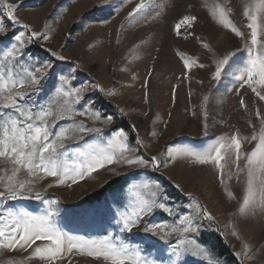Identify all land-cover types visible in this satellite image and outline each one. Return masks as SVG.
I'll use <instances>...</instances> for the list:
<instances>
[{"label":"rangeland","instance_id":"obj_1","mask_svg":"<svg viewBox=\"0 0 264 264\" xmlns=\"http://www.w3.org/2000/svg\"><path fill=\"white\" fill-rule=\"evenodd\" d=\"M4 2L0 0V22L4 24L8 35L0 36V49L14 35L26 32L21 24H15L8 18ZM6 2L18 5L14 15L22 23L29 24L35 31H47L49 36L48 40L36 39L26 45L25 60L22 61L25 66L30 63L39 67L38 62L48 61L53 64V68L43 81L41 91L23 102L25 107L46 103L48 93L59 86V76L71 75L75 86L94 82L105 90L100 92L89 88L87 99L94 101V107L105 116L114 118L112 125L104 126L83 116L76 117V120H83L90 126L104 127L102 135L105 138L123 129L133 147L136 146L137 137L140 138L146 147L140 148L139 152L149 158L158 153H166L167 149L174 152L201 150L215 137L223 135L230 140L233 134H238L242 142L239 163L241 168L245 167L246 154L257 143L251 137L253 134H261L264 119V101L259 100L250 89H241L239 94L235 90L239 85L235 83L234 75H238L236 69L240 67L239 62L246 61L245 48L250 45L249 30L246 28L248 21L242 15L243 4L249 0H146L151 5L150 12L147 16L135 19H128L127 14L139 0ZM217 6L232 9L228 18L245 34L243 39L213 19V11L219 14ZM156 12L161 15L153 19ZM183 15L196 16L197 21L192 27L182 26L181 35L177 36L174 25ZM204 44L210 45L215 56ZM52 52L65 59L59 60L52 56ZM227 52L237 53L230 61L232 67L221 81L212 80L211 73L215 70L216 59ZM182 56L190 57L207 67L192 68L187 73L188 78H185ZM3 62L4 58L0 54V64ZM228 88H233V91L229 92ZM145 92L148 93L147 102ZM241 95L247 105L246 109L240 106ZM2 103L3 99L0 98ZM257 110L261 118H257ZM123 120L130 124L131 130L124 127ZM71 126V121H61L54 131H58L59 127ZM153 132L157 135L153 136ZM68 143L73 144L68 148V159L71 160L76 147L73 141ZM84 146L82 143L81 147ZM161 159L163 161L164 157ZM233 161L234 154L233 160H229L225 166L223 183L214 166L195 164L191 158L183 156L158 169L109 165L76 184L68 181L57 185L54 178L48 177L36 185V190L42 192L43 200L30 197L0 199V212L7 208L26 209L40 214L48 207L44 201L59 200L60 216L57 223L65 231L89 238L118 235L125 242L139 246L146 255L158 256L161 250L166 252V245L156 236L145 233L144 227L162 222L172 224L177 219V212L180 215L187 214L191 211L190 203L199 201L215 217L212 222L203 220L198 234L199 244L206 247L210 255L190 257L188 264H233L214 248L213 238L218 235L240 264H264V214L258 208L254 216L239 212L241 206L247 212V206L243 205L247 176L245 169L237 179ZM118 178L122 180L121 183L102 199L87 201L94 192ZM144 182L160 186L164 199L172 208V214L157 210L146 216L132 233H123L111 213L82 212L83 208L99 206H111L115 211L118 201L124 204L131 201L129 186ZM49 183L54 186L48 188ZM176 184L181 188L177 189ZM228 192H232L234 198L228 196ZM186 193H192V197ZM256 200H259L258 192ZM234 231L237 233L235 236L232 234ZM169 239L174 241L176 236ZM27 256L28 253L23 250L0 251V264H41L39 260L26 259ZM249 256L252 259H248ZM64 264L98 262L91 257L74 254L69 255Z\"/></svg>","mask_w":264,"mask_h":264},{"label":"snow or ice","instance_id":"obj_2","mask_svg":"<svg viewBox=\"0 0 264 264\" xmlns=\"http://www.w3.org/2000/svg\"><path fill=\"white\" fill-rule=\"evenodd\" d=\"M3 6L8 10L6 13L8 18L15 24H21L26 32L14 35L4 48L0 49V54L4 58V62L0 64V98L3 99V103L0 104L2 109L0 110V199L18 200L30 197L43 200L42 192L36 190V185L48 177L54 178L57 185L68 181L76 184L109 165L134 169H158L181 156L191 158L195 164L214 166L223 183L225 166L229 160H233L234 154L233 162L237 169V179L239 173L245 169L247 176V190L243 200L247 212L243 206L239 208V212L254 216L258 208L264 214V119H262L261 134L259 136L253 134L251 137L252 141H257L256 146L246 154L245 167L241 168L239 161L242 142L238 134H233L230 140L223 135L215 137L201 150L188 149L174 152L172 149H167L166 153H158L149 158H145L139 152L140 148L146 147L140 138L137 137L136 146L133 147L123 129H118L105 138L102 135L105 132L104 127H93L83 120H76V117L83 116L104 126L112 125L114 118L105 116L94 107V101L87 99L89 88L100 92L105 90L94 82L75 86L74 77L71 75L59 76V86L48 93L46 103L25 107L23 102H27L32 95L41 91L43 81L51 74L53 68V64L48 61L38 62L39 67L30 63L25 66L22 61L25 60L26 45L36 39L48 40L49 36L47 31H35L29 24L22 23L14 15V9L18 5L7 3L5 0ZM150 10L151 5L146 0H139V3L128 12L127 18L147 16ZM231 12L232 9L225 6L219 8V14L213 11L211 15L214 20H218L226 29L243 39L245 34L228 18ZM160 15V12H156L153 19ZM242 15L248 21L246 28L249 30L250 45H246L245 48L246 61L241 60L240 67L236 69L238 75H234V80L239 87L235 90L239 94L241 89H250L259 100L264 101V39H261L264 37V0H249L244 3ZM196 21V16L183 15L174 25L175 34L180 36L182 26L192 27ZM7 35L4 24L0 22V36ZM203 46L215 56L210 45ZM51 54L59 60L65 59L56 52ZM236 55V52H227L216 59L211 79L221 81L232 67L230 61ZM181 59L185 78H188L187 73L192 68L207 67L190 57L182 56ZM8 61L12 63L9 64ZM228 91H233V88H228ZM108 94L111 95L112 92L109 91ZM173 95L175 97V86ZM147 98L148 93L145 92L146 102ZM239 103L242 108H247L242 95ZM204 115L207 118V112ZM256 115L257 118H261L259 110ZM61 121H71L72 126L59 127L58 131H54ZM151 134L157 135L156 132ZM69 141H73L76 147L71 160L68 159V148L73 144H69ZM82 143L85 145L83 148ZM53 186L52 183L47 185L48 188ZM175 187L181 188L179 184ZM128 190L132 193L131 201L128 204L118 201L115 211L111 206H99L83 208L82 212L111 213L120 232L123 233H132L146 216L152 215L157 210L172 214V208L164 199L159 185L153 186L147 182L141 185L133 183ZM256 192L259 194L258 201ZM227 194L234 198L232 192ZM185 195L192 197V193ZM44 202L48 207L40 214L26 209L7 208L0 212V251L23 250L28 253L26 259H36L41 264H64L65 259L74 254L91 257L98 264H188L190 257L210 255L209 250L199 244L198 234L203 220L212 222L215 217L199 201L190 203L191 211L187 214L180 215L177 212L175 214L177 219L172 224L162 222L147 224L144 227L145 233L156 236L166 245V252L161 250L158 256L146 255L139 246L125 242L118 235L108 234L99 238H89L69 233L57 223V218L60 216L59 200ZM232 234L237 235L235 231ZM172 236H176L174 241L169 239ZM235 255L239 256L240 253ZM248 259L252 257L249 256Z\"/></svg>","mask_w":264,"mask_h":264},{"label":"trees","instance_id":"obj_3","mask_svg":"<svg viewBox=\"0 0 264 264\" xmlns=\"http://www.w3.org/2000/svg\"><path fill=\"white\" fill-rule=\"evenodd\" d=\"M122 123L124 124V127L127 130H131L130 124L123 120ZM121 179H114L110 182H108L106 185H104L101 189L94 192L91 196L88 197L87 201H94V200H100L102 199L109 191L113 190L119 183H121ZM172 191V189H171ZM213 246L214 248L220 252L222 255L227 257V260L232 262L233 264H240V262L235 258V256L231 253L228 245L224 242L223 238L221 236H215L213 238Z\"/></svg>","mask_w":264,"mask_h":264}]
</instances>
